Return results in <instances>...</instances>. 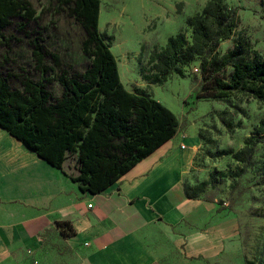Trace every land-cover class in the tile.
Returning a JSON list of instances; mask_svg holds the SVG:
<instances>
[{
	"label": "rangeland",
	"instance_id": "rangeland-1",
	"mask_svg": "<svg viewBox=\"0 0 264 264\" xmlns=\"http://www.w3.org/2000/svg\"><path fill=\"white\" fill-rule=\"evenodd\" d=\"M36 11V23L46 30L47 44L58 53L61 67L46 59L53 79L62 72L83 73L92 59L84 54L86 32L71 11V0H28ZM212 0H101L99 32L117 59L125 88L148 95L178 118L179 132L198 140L193 163L185 176L187 196L214 204L221 219H235L238 227L223 254L212 260L187 259L180 249L156 264H264V99L246 92L228 98L204 96L200 58L182 64L167 53L170 38L182 37L189 47L191 17L208 16ZM228 16L227 40L210 57L232 51L237 44L264 60V0H223ZM16 19L0 43V67L36 75L32 48L18 32ZM3 43V44H2ZM183 60V58H181ZM231 67L220 76L228 79ZM40 77V76H38ZM13 86H18L16 81ZM49 89L62 92L53 81ZM201 95V96H200ZM75 163L77 157H68Z\"/></svg>",
	"mask_w": 264,
	"mask_h": 264
},
{
	"label": "trees",
	"instance_id": "trees-1",
	"mask_svg": "<svg viewBox=\"0 0 264 264\" xmlns=\"http://www.w3.org/2000/svg\"><path fill=\"white\" fill-rule=\"evenodd\" d=\"M70 3L73 16L86 32L83 52L92 61L83 73L62 72L45 79L42 76L50 71L46 59L62 65L59 54L47 44L46 29L36 23V11L28 0H0V43L16 39H7L4 32L16 19L22 20L18 32L32 48L36 72L32 76L24 68L19 74L0 67V127L58 169L75 155L79 174L71 179L82 192L96 195L173 139L180 123L159 101L130 92L123 85L117 59L99 32L101 0ZM211 4V24L206 13L189 18L186 25L192 29L193 42L186 47L182 37L170 38L167 53L182 64L200 58L203 74L210 71L203 81L206 97L228 98L234 92H246L264 99V60L251 49L237 44L222 57L217 53L209 56L229 38L227 28L231 32L223 0ZM228 67L232 71L225 79L220 73ZM13 81L18 86H13ZM53 81L61 85L60 94L49 89ZM58 227L63 236L71 235L70 223L59 222Z\"/></svg>",
	"mask_w": 264,
	"mask_h": 264
},
{
	"label": "crops",
	"instance_id": "crops-1",
	"mask_svg": "<svg viewBox=\"0 0 264 264\" xmlns=\"http://www.w3.org/2000/svg\"><path fill=\"white\" fill-rule=\"evenodd\" d=\"M197 144L178 130L94 195L71 179L77 159L58 169L0 127V264H156L172 249L187 259L219 257L238 223L187 197ZM59 222L70 223L69 237Z\"/></svg>",
	"mask_w": 264,
	"mask_h": 264
}]
</instances>
